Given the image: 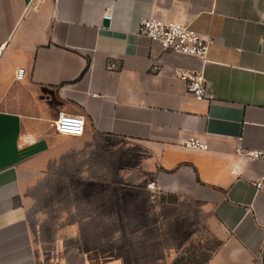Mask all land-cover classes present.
Instances as JSON below:
<instances>
[{"label":"crops","instance_id":"0c3cea01","mask_svg":"<svg viewBox=\"0 0 264 264\" xmlns=\"http://www.w3.org/2000/svg\"><path fill=\"white\" fill-rule=\"evenodd\" d=\"M144 19L214 43L170 53ZM58 113L82 135L56 134ZM237 147L264 151V0H0V264H171L205 229V264H264V158Z\"/></svg>","mask_w":264,"mask_h":264},{"label":"built area","instance_id":"2783aa9c","mask_svg":"<svg viewBox=\"0 0 264 264\" xmlns=\"http://www.w3.org/2000/svg\"><path fill=\"white\" fill-rule=\"evenodd\" d=\"M111 18L112 15L108 9L101 15L102 21H110ZM137 33L153 42L160 43L170 53L196 57L201 61L205 60L210 46L214 43L212 38L203 37L189 25L158 19L140 21ZM107 69L109 71L117 70L118 65L111 62L108 64ZM24 76V69L20 68L16 71L15 79L21 80ZM177 77L184 84L186 93L195 101L202 102L211 98L208 94L207 82L201 72L181 70L177 73ZM49 126L56 134L78 137L83 133L84 118L67 113H58L56 118L49 122ZM182 146L186 149L198 151H206L208 149L207 144L197 138H189L182 141ZM235 154L249 161L264 158V151L244 150L241 147L235 149ZM253 187L256 191H260L264 187V179L261 178L254 181ZM147 188L152 192L157 191L153 182L149 183Z\"/></svg>","mask_w":264,"mask_h":264},{"label":"rangeland","instance_id":"374dc122","mask_svg":"<svg viewBox=\"0 0 264 264\" xmlns=\"http://www.w3.org/2000/svg\"><path fill=\"white\" fill-rule=\"evenodd\" d=\"M207 229L198 233L193 240L189 242L187 247V253L182 256V260L179 264H199L201 259L205 256L213 254L220 246L221 242L215 233H211Z\"/></svg>","mask_w":264,"mask_h":264},{"label":"trees","instance_id":"16d2710c","mask_svg":"<svg viewBox=\"0 0 264 264\" xmlns=\"http://www.w3.org/2000/svg\"><path fill=\"white\" fill-rule=\"evenodd\" d=\"M189 243L187 244V246L183 249V251L177 256L175 257V259L171 262V264H179L182 260V256L187 253V247H188ZM209 255L205 256L203 259H201L199 264H205L208 260H209Z\"/></svg>","mask_w":264,"mask_h":264},{"label":"water","instance_id":"95a60500","mask_svg":"<svg viewBox=\"0 0 264 264\" xmlns=\"http://www.w3.org/2000/svg\"><path fill=\"white\" fill-rule=\"evenodd\" d=\"M103 26H108V21H103Z\"/></svg>","mask_w":264,"mask_h":264}]
</instances>
